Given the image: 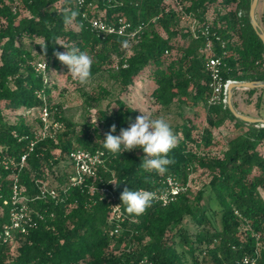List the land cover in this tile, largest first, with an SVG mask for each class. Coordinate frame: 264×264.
I'll return each mask as SVG.
<instances>
[{
    "label": "trees",
    "instance_id": "1",
    "mask_svg": "<svg viewBox=\"0 0 264 264\" xmlns=\"http://www.w3.org/2000/svg\"><path fill=\"white\" fill-rule=\"evenodd\" d=\"M186 1V12L199 23L196 36L183 25L182 14L175 7L166 10L163 0H0V226L9 223L14 176L29 196L33 217L43 216L37 227L17 237L15 246L0 243V264H237L257 253L256 264H264V156L258 150L264 127L246 128L249 123L237 119L223 97L213 101L207 69L212 55L203 50L211 39L224 81H245V74L264 81V44L249 17L252 0ZM73 10L78 15L66 24L64 15ZM92 17L109 23L123 18L130 25L128 33L135 35H103L91 27ZM206 27L208 37L202 35ZM178 37L187 43L180 45ZM62 46L92 58L88 84L96 87L84 94L83 107L87 114L97 108V123L71 121L54 101L49 74L68 73L54 55L66 51ZM40 63L44 70L38 69ZM148 69L157 112L175 108L183 118L172 128L177 143L165 173L142 170V150L113 155L101 142L112 125L118 135L139 115L120 95ZM106 100H113L116 109H103ZM186 107L206 110V126L198 129L187 119ZM43 108L62 128L31 148L35 131L43 126L37 117ZM228 122L237 123V135L228 140L222 157L210 156L214 130ZM77 149L102 152L104 166L73 187V169L66 162ZM10 158L16 164L6 167L3 161ZM199 169L211 173L206 188L215 211L205 188L188 187L166 205L152 201L140 215L128 213L121 203L125 188L163 192L169 176L187 186ZM37 181H48L58 196L32 199ZM115 206L122 219L110 221ZM218 216L220 227L214 224ZM186 220L195 225V233Z\"/></svg>",
    "mask_w": 264,
    "mask_h": 264
},
{
    "label": "built area",
    "instance_id": "2",
    "mask_svg": "<svg viewBox=\"0 0 264 264\" xmlns=\"http://www.w3.org/2000/svg\"><path fill=\"white\" fill-rule=\"evenodd\" d=\"M117 2H123V0H115ZM166 10L175 7L182 14L183 23H189V27L192 32L196 33V28L199 25L198 20L193 17L192 14H188L185 10V6L188 5L186 0H163ZM90 25L93 29L99 31L103 35L117 34V35H129L134 37L135 32L128 33L129 23L125 19L120 18L118 23H109L101 17H92ZM209 27L202 30V35L209 36ZM196 36V34H195ZM219 39V38H217ZM225 43H223L224 46ZM204 53H211L212 56L208 57L207 69L211 72L212 82L211 86L214 90L213 101H219L223 97V101H226L228 89L231 84L238 81L226 80L224 81L220 75L221 58L213 56L214 44L211 39L207 40ZM38 69L44 70L45 64H38ZM37 117L43 122V126L35 131V139L30 141V147L32 148L36 142L44 140L48 137H55L56 133L62 128V124L55 121L51 116L47 108L39 110ZM26 155L21 158V166H24ZM69 164L72 166L73 175L71 177V186H80L85 183L87 178L96 176L97 169L104 166V160L102 158V152H90L83 149H77L72 151L68 156ZM3 164L8 167L9 165H15V160L10 158L4 160ZM15 185L13 186V192L11 197V206L9 209V223L0 226V243H7L15 246L17 244V237L19 235H25L30 229L37 227L38 219L42 220L43 216L36 213V217H33V211L28 205L29 196L25 194V188H20L16 183L18 177L14 176ZM167 188L163 192H154V198L152 201L160 202L164 205L174 202L177 196L184 193L188 189L187 186H183L176 178L169 176L167 178ZM38 193L32 199L47 200L49 198L55 199L58 196L57 190L50 185L48 181H37ZM106 189H103V191ZM122 219V211L118 206H115L110 217V221ZM119 232L118 228L113 230V234ZM258 253L255 256L246 255L237 264H256Z\"/></svg>",
    "mask_w": 264,
    "mask_h": 264
},
{
    "label": "rangeland",
    "instance_id": "3",
    "mask_svg": "<svg viewBox=\"0 0 264 264\" xmlns=\"http://www.w3.org/2000/svg\"><path fill=\"white\" fill-rule=\"evenodd\" d=\"M256 17L264 30V0H259ZM183 25L188 26L189 23H183ZM161 33L165 36L164 31L161 30ZM176 41L180 45L187 43V41L181 37H178ZM150 74L151 70L149 69L143 71L135 78L134 83L128 89V92L121 94L120 98L138 111L139 115L143 113L152 119L162 117L170 123L172 128L180 125L183 118L178 114L177 109L173 108L171 112H165L163 110L157 112L158 107L154 104L152 98L155 84L150 78ZM49 76L50 77L48 78L52 84L55 85L53 90L54 101L55 103H60L63 106V115L66 118L78 124L83 123L86 119H89L93 123H97V108L91 109L87 114L83 107L84 94L91 93L93 88L96 87V83L87 84L86 86L79 85L71 78L70 74L65 72L52 71ZM244 76L245 81L250 80V77L247 74ZM233 103L240 113L248 115L252 118L264 119V89H257L254 94H251L247 89H236L233 95ZM107 105H109V110L116 109V105L113 100L104 101L102 108L107 109ZM184 113L185 117L192 120L198 129H202L206 126V110L203 108L186 107ZM250 125L251 124H247L245 127L248 128ZM255 127L262 128L264 127V124H257ZM238 131L239 129L236 122H228L220 128L215 129L214 137L216 145L210 148L208 151L209 155L222 157L223 153L227 150L228 140L237 135ZM198 134L199 132L195 131V135L198 136ZM258 150L264 156V143L259 146ZM66 164L70 165L69 161H67ZM189 179L188 187L192 191H199L204 188L206 189L207 203H210L211 208L213 209L212 211H215L217 209V205L212 199L210 200V191L206 188L211 180V173L208 170L199 169L192 173ZM262 196H264V193H262ZM214 222L216 226L220 227L219 216L214 219ZM185 225H187L190 233L193 234L196 232V227L190 220H186Z\"/></svg>",
    "mask_w": 264,
    "mask_h": 264
},
{
    "label": "clouds",
    "instance_id": "4",
    "mask_svg": "<svg viewBox=\"0 0 264 264\" xmlns=\"http://www.w3.org/2000/svg\"><path fill=\"white\" fill-rule=\"evenodd\" d=\"M78 12L73 10L64 15V22L71 24ZM66 51L55 52L56 59L67 66L71 78L82 86L91 79L92 58L86 52L74 47L62 46ZM141 112V111H140ZM142 113V112H141ZM116 126L112 125L105 134L103 148L113 155H122L126 151L142 150L140 168L147 172L165 173L172 163L168 154L175 148L177 137L169 122L164 118H149L145 114L129 121L127 128H122L114 135ZM118 185V184H117ZM154 193L144 188H125L120 196L121 203L130 214H142L152 203ZM120 203V204H121Z\"/></svg>",
    "mask_w": 264,
    "mask_h": 264
},
{
    "label": "water",
    "instance_id": "5",
    "mask_svg": "<svg viewBox=\"0 0 264 264\" xmlns=\"http://www.w3.org/2000/svg\"><path fill=\"white\" fill-rule=\"evenodd\" d=\"M259 0H252L250 4V10H249V17L250 22L253 27V29L258 34L259 38L264 44V30L262 29L261 25L259 24L257 17H256V11L258 6ZM236 89H247V90H257V89H264V81H257V80H246L241 82H236L230 85L228 89L227 94V103L229 105V109L232 112V114L239 120H242L249 124H264V119H258V118H252L248 115L240 113L233 103V95Z\"/></svg>",
    "mask_w": 264,
    "mask_h": 264
}]
</instances>
